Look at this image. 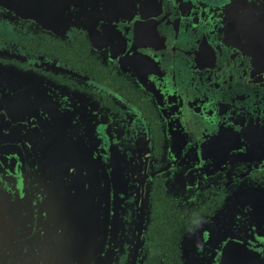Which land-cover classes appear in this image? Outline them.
Wrapping results in <instances>:
<instances>
[{
  "label": "flooded vegetation",
  "instance_id": "flooded-vegetation-1",
  "mask_svg": "<svg viewBox=\"0 0 264 264\" xmlns=\"http://www.w3.org/2000/svg\"><path fill=\"white\" fill-rule=\"evenodd\" d=\"M35 1L0 0V66L64 87L97 108L90 106V121L101 175L99 187L96 174L89 185L95 193H116L122 226L116 264H130L143 181L145 226L136 264H264V134L253 127L249 140L230 141L217 130L206 134L201 158L166 157L162 121L148 96L118 72L106 47L87 38V32H124L126 0H62L56 23L18 5ZM183 1L222 6L234 0ZM241 1L264 15V0ZM17 123L11 118L10 147H0V264H44L35 258L59 254L45 201L63 183L42 181L49 167L35 162L31 133ZM78 174L69 185L79 192Z\"/></svg>",
  "mask_w": 264,
  "mask_h": 264
},
{
  "label": "water",
  "instance_id": "water-1",
  "mask_svg": "<svg viewBox=\"0 0 264 264\" xmlns=\"http://www.w3.org/2000/svg\"><path fill=\"white\" fill-rule=\"evenodd\" d=\"M18 5L55 23L63 15L62 0ZM122 15L124 32H87V38L93 47H106L118 61V72L148 96L162 121L166 157L201 158L208 126L216 123L225 140H249L253 127L264 134V15L254 4L126 0ZM90 106L95 108L64 87L0 66V120L6 123L0 125V147H10L11 118L17 120L22 131L31 133L35 162L49 167L41 171L42 181L63 183L45 201L59 254L35 258L44 264H116L122 249L116 193H95L89 185L92 174L97 186L101 175ZM258 149L261 153L263 147ZM73 172L80 176L79 192L69 185ZM144 183L130 264H136L142 249Z\"/></svg>",
  "mask_w": 264,
  "mask_h": 264
},
{
  "label": "rangeland",
  "instance_id": "rangeland-1",
  "mask_svg": "<svg viewBox=\"0 0 264 264\" xmlns=\"http://www.w3.org/2000/svg\"><path fill=\"white\" fill-rule=\"evenodd\" d=\"M218 124L216 123V124H214V125H212V127L210 126H208V132H209V136H208V138H210L213 134H215L216 132H217V130H219V126H217Z\"/></svg>",
  "mask_w": 264,
  "mask_h": 264
}]
</instances>
